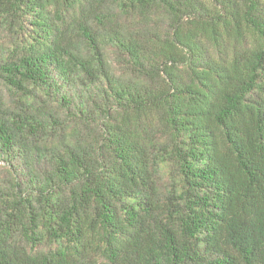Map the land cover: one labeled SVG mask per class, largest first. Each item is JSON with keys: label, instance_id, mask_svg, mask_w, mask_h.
I'll use <instances>...</instances> for the list:
<instances>
[{"label": "trees", "instance_id": "1", "mask_svg": "<svg viewBox=\"0 0 264 264\" xmlns=\"http://www.w3.org/2000/svg\"><path fill=\"white\" fill-rule=\"evenodd\" d=\"M2 35L0 264H264V0H0Z\"/></svg>", "mask_w": 264, "mask_h": 264}, {"label": "rangeland", "instance_id": "2", "mask_svg": "<svg viewBox=\"0 0 264 264\" xmlns=\"http://www.w3.org/2000/svg\"><path fill=\"white\" fill-rule=\"evenodd\" d=\"M1 40L4 38V35L0 36ZM41 165H44L43 163ZM10 170L4 162H0V183L4 185V181L7 179V171Z\"/></svg>", "mask_w": 264, "mask_h": 264}]
</instances>
